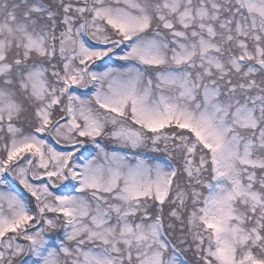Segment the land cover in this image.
Here are the masks:
<instances>
[{"label":"snow or ice","instance_id":"6c2138e0","mask_svg":"<svg viewBox=\"0 0 264 264\" xmlns=\"http://www.w3.org/2000/svg\"><path fill=\"white\" fill-rule=\"evenodd\" d=\"M0 264H264V0H0Z\"/></svg>","mask_w":264,"mask_h":264}]
</instances>
